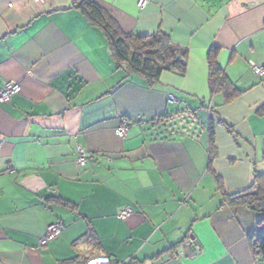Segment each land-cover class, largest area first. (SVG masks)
<instances>
[{
  "label": "crops",
  "instance_id": "obj_1",
  "mask_svg": "<svg viewBox=\"0 0 264 264\" xmlns=\"http://www.w3.org/2000/svg\"><path fill=\"white\" fill-rule=\"evenodd\" d=\"M82 1L0 0V88L21 87L0 101V264H264V213L225 201L264 173V0H89L186 49L153 85L114 61ZM212 47L241 91L229 101L210 89Z\"/></svg>",
  "mask_w": 264,
  "mask_h": 264
},
{
  "label": "trees",
  "instance_id": "obj_2",
  "mask_svg": "<svg viewBox=\"0 0 264 264\" xmlns=\"http://www.w3.org/2000/svg\"><path fill=\"white\" fill-rule=\"evenodd\" d=\"M78 8L101 31L107 41L112 58L118 65L124 66L126 72L143 77L149 85L158 81L163 70L184 72L187 51L172 42L167 34L162 32L150 35L127 34L96 2L83 0ZM216 52L217 48L212 47L208 53L210 89L212 93L222 91L226 101H229L239 95L241 91L234 86L231 87L224 72L216 64ZM262 68L264 70V63ZM209 130V149L212 152L213 127L211 126ZM210 151L208 166L211 163ZM218 181L220 180L218 179ZM225 201L232 206L243 205L250 210L264 213V173L254 174L252 182L247 188L226 194ZM254 247L258 253L264 252V232L257 238Z\"/></svg>",
  "mask_w": 264,
  "mask_h": 264
},
{
  "label": "built area",
  "instance_id": "obj_3",
  "mask_svg": "<svg viewBox=\"0 0 264 264\" xmlns=\"http://www.w3.org/2000/svg\"><path fill=\"white\" fill-rule=\"evenodd\" d=\"M144 3L145 0H138L139 6L144 5ZM252 69L256 74L260 76H264V70L262 66L253 65ZM20 88H21L20 83L18 82H14V81L5 82L3 87L0 88V101L10 100L14 94L20 91ZM131 123H132L131 119L126 117L121 118L119 124L116 127V133L120 136H124ZM2 142L3 140L0 138V147L2 145ZM76 151H77V164H79L80 166L85 165L88 159V154L86 150H84L81 146L78 145L76 147ZM131 212H132V208L127 205L120 208L117 216L120 219H125ZM62 228H63V224L59 220L49 224L46 227L44 234L40 237L39 244L45 245L48 241L57 238L61 234ZM182 244L198 248L196 242L192 238L185 240ZM85 264H132V263L126 261H119L114 258H110L106 255H102V256H93L86 259Z\"/></svg>",
  "mask_w": 264,
  "mask_h": 264
},
{
  "label": "rangeland",
  "instance_id": "obj_4",
  "mask_svg": "<svg viewBox=\"0 0 264 264\" xmlns=\"http://www.w3.org/2000/svg\"><path fill=\"white\" fill-rule=\"evenodd\" d=\"M120 136V135H119Z\"/></svg>",
  "mask_w": 264,
  "mask_h": 264
}]
</instances>
